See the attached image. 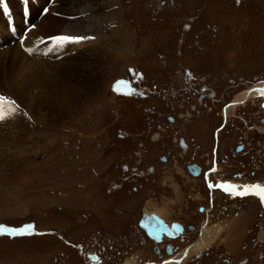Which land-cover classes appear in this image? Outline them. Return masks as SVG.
Returning a JSON list of instances; mask_svg holds the SVG:
<instances>
[{"label":"rangeland","instance_id":"rangeland-1","mask_svg":"<svg viewBox=\"0 0 264 264\" xmlns=\"http://www.w3.org/2000/svg\"><path fill=\"white\" fill-rule=\"evenodd\" d=\"M62 1L54 0V3L59 5ZM63 3L60 4L62 19L68 20L73 17L68 6L80 5L71 0ZM87 3L91 6L90 14L100 16L99 23H103L98 26L104 30L91 39L93 43L84 40L73 44L59 59L51 56L61 47L54 55L36 56L37 61L51 66H46L39 79H34L37 83L29 91L17 86L15 99L23 104L18 110L19 117L14 124L10 118L1 125L0 156L5 159H0V226L12 229L33 224L34 234L0 235V264H80L75 250L64 246L57 235L70 240H84L93 235L94 222L100 219L101 223L108 217L110 207L114 209L105 196L107 193L102 192L106 190V167L112 152L124 155L130 147L126 143L119 152L123 148L121 144L116 147L118 151L111 145L128 140L131 133L139 139L136 116L138 105L145 99L136 101L117 94L114 88L117 81L128 79L129 83L143 81L163 86L172 84L177 70L190 67L202 71L220 95L232 97L230 101L253 77L257 78L256 84L264 82V0H239V3L237 0H83V7ZM20 5L15 4L17 9ZM36 9L30 16L34 27L39 28L45 17L38 18L39 9ZM78 14L85 18L88 12ZM16 18L21 22L20 12ZM4 24L0 15V37L6 38L0 54L8 51V47L18 46L8 44ZM46 34L39 29L41 37L49 36ZM10 59L7 57L3 63L0 58V71L12 79L16 67ZM234 80H237L235 84ZM4 82L1 83L4 88L12 86ZM248 101L251 104L241 111L250 113L255 100ZM235 111H239V105L230 108L229 114L240 117ZM251 126L264 136L258 118ZM117 134L126 135V139H119ZM261 134L250 137L253 139L249 140V148L259 165L254 180L264 182L260 169L264 166ZM120 155H115L117 159L111 165L122 161ZM165 180L159 183L164 191L167 189L163 196L180 200L179 184L174 191L170 183L165 188ZM248 203L252 216L248 213L238 220L231 217L228 227L214 223L221 224L220 233L211 242L214 248L203 264H213L218 260L214 258L217 254L232 256L236 264L242 258L247 261L241 264H264L262 233L239 235L253 218L256 201L252 199ZM138 213L134 211L133 216ZM119 218L122 215L115 220ZM140 248L141 255L146 254V248Z\"/></svg>","mask_w":264,"mask_h":264},{"label":"flooded vegetation","instance_id":"flooded-vegetation-1","mask_svg":"<svg viewBox=\"0 0 264 264\" xmlns=\"http://www.w3.org/2000/svg\"><path fill=\"white\" fill-rule=\"evenodd\" d=\"M201 72L190 67L181 68L176 71L172 84L159 86L143 81L138 84L132 82L137 92L134 89L135 93L120 94L136 101L145 100H140L136 116L139 139L131 133L128 140L111 145L117 150L121 144L123 148L119 152H122L125 144L130 143L124 155L112 152L111 161L118 155L122 156V161L117 162L118 165H111L110 161L106 167V190L102 192L107 193L105 196L114 209L110 207L108 217L105 216L101 223L97 219L101 224L98 229V223L94 222L93 235L84 240H70L57 235L64 246L75 250L80 264H165V261L171 264H203L204 258H209L212 253L214 246L211 242L220 233L221 224L228 227L231 217L238 220L248 213L252 216V211L248 210L252 208L248 200L252 199L256 201L253 218L239 235L243 232L245 236L257 235L259 232L264 236V203L260 197L234 196L220 188L208 187L209 182L225 181L241 186L264 185L263 181L254 180L258 177L259 165L249 148V140L253 139L250 137L261 134L251 126L255 119L258 118L259 126L264 129V96L255 91L260 86L255 83L257 78L253 77L251 83L243 84L242 92L230 101L232 97L220 95ZM253 84L257 87H252ZM164 98L167 101H163ZM249 99L255 100L252 103L254 107L250 113L241 111L251 104ZM236 105H239L237 112L240 117L229 114V109ZM167 109L171 111L166 112ZM244 130L254 132L248 134ZM117 136L126 139V135ZM254 140L257 143V136ZM213 162L215 172L211 171ZM260 169L264 173V166ZM165 178V188H169L166 184L170 183L175 191L179 184L180 200L163 196L167 189L164 191L159 183ZM134 211L139 212L136 217L133 216ZM118 215L122 218L116 221ZM157 221L165 232L154 240L145 228L155 229ZM142 246L146 248V254L141 255ZM214 258L218 260L213 264H236L232 256L217 254ZM245 261L247 259L242 258L238 262Z\"/></svg>","mask_w":264,"mask_h":264},{"label":"bare ground","instance_id":"bare-ground-1","mask_svg":"<svg viewBox=\"0 0 264 264\" xmlns=\"http://www.w3.org/2000/svg\"><path fill=\"white\" fill-rule=\"evenodd\" d=\"M36 1H37L36 2L37 5L38 4H43L45 2V0H36ZM63 1L60 2V4L63 3ZM71 1L80 5V7H76V6L73 7V5H69L68 6L70 14H73L72 19L63 20L62 19V15H61L63 8L60 7V4L57 5V4L54 3L53 5L54 6L56 5L55 6L56 8L54 9L53 8L54 6L51 5L52 7L50 8L49 12H46L44 14L45 22H43V24L41 26H39V28H38V26H36L37 28L34 27L33 29H30L28 31L27 39H30V40H32V38L36 39V34L39 35V29L43 33H47L46 35L58 34V32H59L61 35H70V36H87L88 35V36H92V37L94 36L95 38H97V36H98V35H96L97 32L98 31L102 32V30H104V29H101V28L99 29L100 24L102 25V23H103V21L101 23H99L100 22L99 21V17L100 16H97V13H95V14L91 13L90 14L91 6L87 3V7L86 8L83 7V5H82V1L83 0H71ZM8 3L10 5V7H11L12 12L15 14V16H14V20H16L15 24L17 26L19 25V27L21 28L20 21L18 20V18H16V14L18 15V9L15 6V0H8ZM37 5H36V8H38ZM10 7H9V9H10ZM33 7H34V5H33ZM36 8L32 9L33 13L35 12V10H37ZM79 8H81V9L79 10ZM51 9H52V11H56L57 14H60V15H51V13H50ZM80 12L81 13L88 12V15L85 18H83L82 16H80V14H78ZM113 12H115V10ZM111 14H112V12L109 13V16ZM31 18L33 19V16H30V19ZM109 20H110V17L108 18V21ZM2 21L4 23L3 18H2ZM61 22L64 23V26L61 25ZM108 23L109 22H107L103 26H107ZM4 26H5V24H4ZM1 29H2V25H0V33H1ZM7 37L10 38V35L8 33H7ZM3 39H4V42H5L6 38H3ZM92 43H93V41H92ZM92 48L94 49V47H92ZM8 49H9L8 51L0 54V58H1V60H3V63H5L6 62L5 59L7 57L8 58L11 57L10 62L12 63V66L16 67V68H13L14 75H13L12 79H11V77L9 75H6V74H4L3 72L0 71V79H2V80H0V96L7 97L9 100L14 101L15 102V106H16V111L13 114L6 115V118L4 120H0V132L3 129V128L1 129V125H2L3 121L12 118L13 119V124H14L15 121H17V119L19 117L18 110H19V108L21 109L23 104L15 99V91L17 89V86H20L19 87L20 90H25L24 88H22V86H23L25 88H28V90H26V91H29L30 90V86L33 85V83L34 84L37 83V81H35L34 79L35 78L39 79L42 70L44 68L46 70V66L47 67L51 66V64L46 65L45 63L44 64L41 63V61H37L36 60V56H33V55L29 56L28 54L23 52L18 46H15V47L11 46V48L8 47ZM54 56H51V58H54ZM7 63H8V61H7ZM2 82L6 83V84L10 82L12 86L11 87L7 86V88H4L3 85L1 84ZM29 106L30 105H28L27 108H26V110L28 112V115L31 113V110L29 109ZM11 107H12V105H9L7 103L2 102V105H1L0 109H2L7 114ZM2 135H0V139H1ZM1 145H2V143H1ZM3 158L4 157L0 156V159H3ZM157 210H159V209H157ZM175 261H176V259H175Z\"/></svg>","mask_w":264,"mask_h":264},{"label":"snow or ice","instance_id":"snow-or-ice-1","mask_svg":"<svg viewBox=\"0 0 264 264\" xmlns=\"http://www.w3.org/2000/svg\"><path fill=\"white\" fill-rule=\"evenodd\" d=\"M237 3H239V0H237ZM27 10V6L23 5L22 0V9H21V15L23 16L24 12ZM45 12L48 11L47 8L44 9ZM34 27V26H33ZM49 39L54 42L55 46H64L69 43H80L84 40H91L95 39V37L92 36H70V35H53L50 36ZM28 52H31L32 49H27ZM126 81H117L116 85H114V88L116 91H119V85L126 84ZM255 91H258L261 96H264V89H256ZM0 102H6L9 105H12V107L9 109V112L6 114L2 109H0V120H4L6 118V115L13 114L16 111L15 102L12 100H9L7 97L0 96ZM213 162V167L211 169L212 172H215V166ZM207 176V174H205ZM208 187L211 189L213 187L220 188L223 191L232 194L234 196H248V195H256L260 197L261 203H264V185L261 184H248V185H236L231 182H219L216 184H213L211 182L208 183ZM4 226H0V235L5 234L2 230ZM8 231L12 235H32L34 234V225L33 224H27L23 228H12L8 229ZM187 255V253H185ZM165 264H171L169 261H165ZM176 264H179V262H176Z\"/></svg>","mask_w":264,"mask_h":264},{"label":"water","instance_id":"water-1","mask_svg":"<svg viewBox=\"0 0 264 264\" xmlns=\"http://www.w3.org/2000/svg\"><path fill=\"white\" fill-rule=\"evenodd\" d=\"M156 225H157V227L155 229L145 228V231L154 240H158L160 237V233L165 232V229L164 230L162 229V224L159 221H157Z\"/></svg>","mask_w":264,"mask_h":264}]
</instances>
